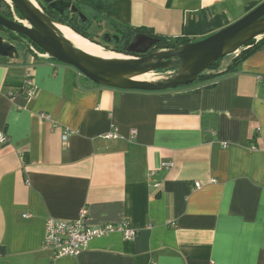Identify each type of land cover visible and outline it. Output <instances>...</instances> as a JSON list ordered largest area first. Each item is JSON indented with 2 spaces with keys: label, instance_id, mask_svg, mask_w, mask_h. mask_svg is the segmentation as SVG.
I'll return each mask as SVG.
<instances>
[{
  "label": "crops",
  "instance_id": "0c3cea01",
  "mask_svg": "<svg viewBox=\"0 0 264 264\" xmlns=\"http://www.w3.org/2000/svg\"><path fill=\"white\" fill-rule=\"evenodd\" d=\"M111 1L119 23L177 38L258 0ZM232 58L209 83L163 92L106 88L32 53L0 62V264H264V50ZM27 73L35 96L10 95ZM84 208L90 227L128 224L136 239L55 259L46 220Z\"/></svg>",
  "mask_w": 264,
  "mask_h": 264
},
{
  "label": "water",
  "instance_id": "95a60500",
  "mask_svg": "<svg viewBox=\"0 0 264 264\" xmlns=\"http://www.w3.org/2000/svg\"><path fill=\"white\" fill-rule=\"evenodd\" d=\"M5 1L20 13L22 20L0 14V27L20 37L38 58L72 67L96 84L119 91L163 92L187 87L219 59L230 57L253 41L264 38L263 1L238 21L197 41L156 48L157 40L137 34L128 47L132 54L118 53L100 45L117 55L100 57L87 53L66 38L57 27L64 24L48 15L36 0V3L32 0ZM45 5L61 14L72 11L82 16L65 0H51ZM0 58L12 61L21 58L18 47L1 34ZM150 74H157V77L141 79Z\"/></svg>",
  "mask_w": 264,
  "mask_h": 264
},
{
  "label": "trees",
  "instance_id": "16d2710c",
  "mask_svg": "<svg viewBox=\"0 0 264 264\" xmlns=\"http://www.w3.org/2000/svg\"><path fill=\"white\" fill-rule=\"evenodd\" d=\"M65 1L72 3V5H74L78 9L79 13H81L82 16L78 13H73L72 11H67L64 14H61L41 2L39 4L42 6L44 11L48 15H50L56 21L70 27L72 30L76 32V34L78 33V35L85 37V39L87 38V40L88 39L91 40L92 43L95 42L97 43V45L98 44L102 45L107 49L122 54H132L128 52V47L131 43L132 38L137 34L147 35L157 40L158 42L156 44V48L166 47V46L172 47L205 38L213 34L214 32L230 25V23L224 16H217L210 18L207 16L206 13H202L198 23L192 22L189 27L184 28V32L182 36L177 38H172L157 34L153 29L135 28L119 23L114 18L115 6L111 0H65ZM263 1L264 0H258L251 3L247 8L246 14L251 12ZM5 7L10 8L11 6L5 0H0V14H2L7 18H10V13H7L4 10ZM14 11L22 19L20 13L16 9H14ZM103 22L107 23L113 30V34H105L103 36V40L107 46L98 43L97 37L92 32L93 26L95 24L101 25V23ZM1 32H5L11 39L9 40L12 43L13 41L16 42L19 41L21 45L22 43H24L20 37H18L14 33L8 32L2 27H0V34ZM191 36L193 38H191ZM25 46H27V51H30V53L33 54L32 50L28 47V45L25 44ZM258 50H264V38H262L259 41H253L246 47L242 48L238 55L233 56L232 63L234 66L231 65L230 69L235 68L236 65L238 66L241 62H243L245 59H247L250 55H252ZM134 55L140 56L138 54H134ZM222 59H219L216 63H214L204 74L201 75V77L195 83L191 85H196L205 82L209 83L214 79H216L218 76H220L222 73H216L213 71L218 69V66L221 63ZM0 62L7 64L10 61L8 59L0 58ZM230 69H228L225 73H228ZM165 72L167 71H159L158 73H165ZM26 89L28 90V87L26 82L23 80L20 83V86L17 88L16 92H12L10 95L14 96L17 93H24L26 96L27 95ZM130 244H132L131 241L126 240V247H129Z\"/></svg>",
  "mask_w": 264,
  "mask_h": 264
},
{
  "label": "built area",
  "instance_id": "2783aa9c",
  "mask_svg": "<svg viewBox=\"0 0 264 264\" xmlns=\"http://www.w3.org/2000/svg\"><path fill=\"white\" fill-rule=\"evenodd\" d=\"M240 51L234 55H238ZM34 54V53H33ZM34 56H36L34 54ZM24 81L27 84L28 90L26 97L32 99L36 92L33 85L32 76L30 73L25 75ZM41 118L51 120V116L46 113L40 114ZM71 132H67L64 139L67 140ZM133 136L136 135V131H132ZM108 138H116L118 134L110 132L107 135ZM8 138L5 134L0 133V143H6ZM167 167L169 165H166ZM196 188H200L201 184L196 183ZM89 215L87 208L81 210L79 217L73 221L59 220L50 217L46 220L45 234L42 242V246L45 250L51 251L55 259L72 257L80 255L87 246L98 238L109 236L114 232H121L125 239L128 241H134L138 235V231L131 228L128 224L113 225L104 224L98 227H90L86 223V218ZM24 217H28L25 215Z\"/></svg>",
  "mask_w": 264,
  "mask_h": 264
},
{
  "label": "rangeland",
  "instance_id": "374dc122",
  "mask_svg": "<svg viewBox=\"0 0 264 264\" xmlns=\"http://www.w3.org/2000/svg\"><path fill=\"white\" fill-rule=\"evenodd\" d=\"M37 1V3H38V5H39V3L41 2V3H43V4H47V2H49V1H51V0H36ZM41 8H42V6L41 5H39ZM7 13H10V18H12V19H15V20H22L20 17H19V15L14 11V8H12V7H10V8H8V7H5V9H4ZM92 32L95 34V36L97 37V42L98 43H101V44H104L105 46H107L106 45V43L104 42V40H103V36L105 35V34H113V30L111 29V27L107 24V23H105V22H103V23H101V25H97V24H95L94 26H93V29H92ZM1 34H2V36H4V38L5 39H7V40H9L10 38H9V36L5 33V32H1ZM195 37V36H194ZM198 37V36H197ZM11 40V39H10ZM9 40V41H10ZM13 43H14V45H16L17 47H18V49H19V52H20V55H21V58H23L25 55H27V54H30V51H27V46H25V44L24 43H22V45H21V43L18 41V42H16V41H13ZM233 56H236V55H232L231 57H233ZM157 77V74H150V75H147L146 77H143V79H150V80H152V79H155Z\"/></svg>",
  "mask_w": 264,
  "mask_h": 264
},
{
  "label": "bare ground",
  "instance_id": "6f19581e",
  "mask_svg": "<svg viewBox=\"0 0 264 264\" xmlns=\"http://www.w3.org/2000/svg\"><path fill=\"white\" fill-rule=\"evenodd\" d=\"M35 2L34 0H32ZM36 3V2H35ZM60 32L69 40L74 42L78 47H80L82 50L86 51L87 53L100 56V57H115L117 55L110 53L106 51L103 47L100 45H97L95 43H92L91 41L85 39L84 37L76 34L73 30L70 28L64 26V25H57ZM143 79V78H141Z\"/></svg>",
  "mask_w": 264,
  "mask_h": 264
}]
</instances>
